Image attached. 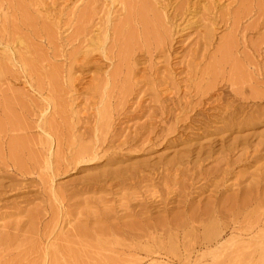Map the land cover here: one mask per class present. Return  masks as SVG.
<instances>
[{
	"label": "rangeland",
	"instance_id": "obj_1",
	"mask_svg": "<svg viewBox=\"0 0 264 264\" xmlns=\"http://www.w3.org/2000/svg\"><path fill=\"white\" fill-rule=\"evenodd\" d=\"M119 1L121 0H116L115 2L113 0H0V142L3 143V146L0 144L1 148L3 147L2 150L1 148L0 150L4 152L3 154H0V264H57L56 261H51L54 257L60 264H82L80 262H83L84 260L87 261L88 264H111L110 261H107L109 259L111 260V258L116 260L115 262L117 264H133L135 261H141L142 264H264V256L261 255V250H259L260 244H257L259 242L261 243L262 239L264 240V238H262V234H264V216L260 219L261 222L259 221L260 223L258 222L257 226L255 224L257 223V216L260 218V215L257 214H261L262 216V213H264V206H260V204L264 205V203H262L264 202V181H262L264 179V176L262 178V172L264 173V169H262L264 168V0H147L150 4H153V7L151 5L152 10L149 9V11H147L148 6H146L145 0H122L124 3L123 5ZM143 3L145 6H143ZM141 8L149 12V15L147 16H150V20L149 18H146L147 12L144 13ZM139 9L142 11L140 13H142V19H144L142 20L143 23L138 19L140 16L138 15V12L140 11ZM154 9L157 11H153ZM134 11L136 12V20L133 19L135 17ZM155 13L158 15L160 14L159 17L163 20V23H161L165 26H162L161 23L154 20ZM129 15H133V21H130L131 16ZM25 16H27V18ZM152 16H154V18ZM145 18L151 23L146 25L149 22H147ZM107 20L110 21L109 27L112 30V35H114V37L112 36V43L114 41L113 44L115 45V47L110 44L108 45L111 46L110 51H112L114 47V52L112 51L113 53L111 52L112 55L110 56H113L112 61L114 66L117 62V67L115 66V68H118L121 72V68L123 69V67L120 68L121 64L124 66V69L120 74L119 71L115 72L114 66L113 68L111 67L112 70L110 69V72L114 74V78L116 76L121 77L120 79L117 77V79L113 81L114 86L111 85L112 87L108 91L109 97L106 99L107 105L109 106L107 107L106 105L108 112L111 113L110 111L112 109V119L110 123L112 128L103 126L102 137L100 136L102 141L100 140V142H98L94 138L96 136V134L94 135V126L96 122L95 110L96 106L100 105V96L94 94V88L90 87L94 86L90 82L93 80V77L98 78V76L95 75L100 72L102 73V70L104 72L107 69L110 61L102 57L100 58V55L95 54L90 62L91 65L88 63L91 68L94 66L93 70L95 72L90 68V71L86 70L83 74L81 71H78V73L76 71L77 68H75L76 70L74 69L75 71L73 73L74 77H82L79 78L80 82L77 80L72 88L69 87L71 83L67 75V73L69 74L67 70L70 65L75 63L78 67L80 66L79 64L82 62L83 56L81 54L82 57L79 56L78 52L82 51L83 47L88 44L87 39L97 33L96 29L98 27L103 28L108 24ZM124 21L127 22L125 23ZM128 21L130 23L134 22V24L131 23V28ZM152 21H154V23H152ZM122 22L124 23V27L121 26L123 25ZM138 22L143 25L144 34H141L142 27ZM135 23H137V25ZM160 24L163 29H157V31L159 30L161 32L160 34H157L155 29L159 28ZM129 28L132 31H130ZM132 28H139L135 31L140 34H137V32L135 33ZM118 29L124 30L126 33L129 31L130 33L132 32L139 36V41H136L139 45L138 46L135 44L137 37L135 38L133 37L134 35H129V39L130 36H132L131 40L132 42L134 41L132 43L131 40H129L131 45L133 47H135V45L137 46V48H133L134 55L130 53L129 55L128 51H125L127 48L124 43H127L128 39H126V37L124 38L126 33L123 31L119 30L120 33L123 32V34L121 33V35H119L123 38L122 40L120 38V42L117 43L118 45L116 44V42H118L117 37H119L117 35ZM165 29L166 31H164ZM119 31L118 34H120ZM129 32L127 34H129ZM163 32H167L169 35L172 34V36H169L166 33L168 36L167 39L166 34ZM209 32L213 37L211 39H208L206 34ZM161 34L162 36H160ZM163 36L168 40L164 41L167 45L166 47H168V45L170 46V44H172L173 47L171 49L172 53L170 51L168 54L170 55L169 58L164 56L165 54L161 53L160 49H156L157 51L155 50V48H158L157 46L160 45L159 42H157L158 40L156 42L155 40L158 37L163 39ZM146 38L150 41H147ZM20 39L25 45L19 43L21 42ZM124 39L125 42L123 41ZM210 40L211 42L209 43ZM154 42L158 44L154 45ZM120 43L122 44L121 47L123 46V50H121L127 52L129 60H126L125 58H127V55L124 58L122 54L123 52L118 49L120 48ZM222 43L225 46H228L230 43L233 48L232 49L228 46V53L224 52L226 55L223 54L224 47L223 49L221 48L223 46ZM226 43L228 45H226ZM126 45H128L127 47H129L130 50L132 49L130 43ZM11 48H14L17 52L21 53L20 55L22 59L28 64V66L26 65L27 72H30L29 70H31L32 74L27 73V75L26 73H23L22 69L14 63L15 61H9L10 54L7 50L11 51ZM137 49L139 50L137 51ZM118 50L121 56L119 55ZM136 52L139 54L135 61V55H137ZM22 54L26 57H23ZM75 56L80 58L77 57V59ZM150 56L151 58L153 57L152 62L149 60L151 59ZM118 57H121V59ZM76 59L78 60V63L75 61ZM116 59L121 61H116ZM165 59L168 60L165 61ZM125 60L126 62L128 61L129 64L131 61V65L125 67L124 64L128 65V62L126 63ZM36 61L41 64H37ZM94 61L97 64L96 68L95 64H93ZM29 62H31V64H29ZM135 63L136 67H133V64ZM156 63L158 65H156ZM35 64L38 69L40 67L43 69H39V72L40 70L42 72L39 73L35 71L37 69ZM33 65L34 71L31 68L29 69V66L33 67ZM101 65L105 70L100 67ZM130 66V73L131 71L133 72L130 75L128 74V71V75H126V68L129 70ZM151 67L152 71L149 69ZM155 68L160 69H157V72ZM211 68H214L212 70L217 71L213 75ZM54 69L57 70L55 71ZM53 71H58L56 73V75H59L56 76L58 82L54 81L55 79L53 77H55V75L53 77L50 75L53 74ZM96 72L97 74H94ZM92 75L94 76L91 77ZM38 77H40V80H44H41L42 82H40ZM169 78H172V80H169ZM66 80H69V83ZM213 80L217 82H214ZM28 81H30L34 88L30 86ZM154 83H158V85H155ZM215 83L217 87L210 91L209 88L212 87V84L215 85ZM46 84H48L51 89L49 87L47 88ZM153 84L157 89H153ZM169 84L172 87L176 86L173 87L171 95L167 94L168 92L165 91L164 88ZM150 85H152L151 89H153V91L156 90V92L154 91L153 93L150 89ZM157 86H159V89ZM205 87H208L209 90H205ZM91 89H93V91ZM207 90L210 91V93H213L212 96ZM234 90L236 92L239 90L238 94L242 93L236 95ZM197 93H199V95ZM203 93L206 95L209 93L207 99L204 95L205 101L202 98L204 97L202 96ZM41 94L51 101H54L56 108H58V110H55V117H53L54 115L51 116L53 118L50 117L54 124L52 130H55V128L57 130V132L56 130L53 131L57 134L56 139L58 142L56 146L53 144V150L50 152L51 154L52 151L56 149L58 151V163L55 162L57 165L54 164L56 167H54L55 178H53V172H50L47 168L46 160L48 154L46 153L44 142V145L41 144L44 135L38 128L41 121L39 115L41 110L45 107V101ZM52 94L56 95V97ZM252 94H254V97H251ZM50 95H52L53 99ZM57 97L61 99H58ZM157 97L162 98H160L159 101V98ZM120 99L123 101L121 102ZM57 100L62 101L60 102L63 103L62 105L65 107L64 109H62V105H59L60 107L58 106L56 103ZM60 102L59 104H61ZM162 102H164L165 105H168L165 106ZM9 103L10 105H8V107L7 104ZM196 103L200 104L196 105ZM160 104L162 105L160 106ZM164 107L165 109H163ZM172 107L174 109L178 108L177 111H174ZM60 108L62 111L64 110L65 114L63 112H58L61 111ZM121 108L123 109L121 110ZM170 108L171 111L173 110L172 112L170 111ZM182 108H185V112H182ZM159 110L165 115L162 114V116ZM48 111L49 113L52 112L51 109ZM226 112L227 114L229 113L227 115L228 118H226ZM234 112L235 114H233ZM57 113H62V115ZM230 114L232 117L237 114V117H235L237 120H235V118L231 119ZM61 116L64 117V119L66 117V120L63 119V122H61ZM49 121L51 120L49 119ZM59 122H61L60 124L63 127H61L62 130ZM237 123L238 126L236 125ZM227 125L230 126L228 127ZM57 126L59 127L60 132L58 131ZM174 126L176 130L179 129L180 131H176L173 128ZM11 127H13L14 131H19L17 133L20 136H17L16 132L12 131L13 133H11ZM5 128H7V130ZM14 128L18 130H15ZM160 128L164 131L173 128L174 134L169 137L172 134V129H170L171 132L170 130L168 132L166 131L167 133H171L169 135L166 132L165 134L163 130L160 131ZM4 129L8 132H5ZM21 129H24V131ZM156 129H159L160 132ZM152 131H154V133L151 134L150 132ZM162 133H164L165 136H162ZM104 134L108 135L105 139ZM158 134L160 135L159 137ZM161 136L163 138H161ZM166 136L169 137H167L169 140ZM93 138L95 141L92 140ZM164 138H166V140ZM260 141L263 143L259 144L261 143ZM16 142H18V144ZM242 143L245 144L244 147ZM82 144L95 146L97 149L99 148V151L96 149L98 151L96 153H98L100 160L86 163V159L78 158L76 154ZM17 145L23 148V150H18L19 147ZM229 146L232 147V149H230ZM16 147L18 148L14 151ZM241 147L244 149H241ZM229 149L231 150L230 152H228ZM201 151H204V155L201 154ZM220 152L223 155L219 154ZM198 153L201 154V156L197 157L198 161H195L197 160L195 157L199 155ZM225 154L226 156H224ZM189 156L191 157L190 159H188ZM222 156H224V158ZM217 157L219 158L217 159ZM181 158L183 159L184 164L178 162L175 165V161H180ZM200 158L204 161L207 158V161L204 162ZM184 159L187 160L184 162ZM220 159H222V161H220L221 163H219ZM114 161L119 163L115 164L116 162ZM227 162L230 168L228 165L225 167ZM164 163L167 164L164 165ZM195 163H198V166H196ZM199 163H201L202 166ZM145 165L146 167L148 166L147 170ZM158 165L160 167H155ZM166 166H169V169L171 167L174 168L176 172H182V170H184L183 168L189 172L184 170L182 172L184 174L175 173L173 172L174 170L170 169L169 171ZM180 166L182 167V170L180 169ZM115 167L116 170L122 168L124 170L122 172L124 173L120 175L121 169H119L120 171L118 173L115 170ZM127 167H130V170L135 167L136 169H133L128 173L129 169ZM163 167L164 169H162ZM165 167L167 171L165 170ZM186 167H188V169ZM109 168L110 171H108ZM149 168L154 169L153 173H151L152 169L149 170ZM189 168L191 169L189 170ZM221 168L223 170H221ZM219 169L220 171H218ZM106 170L110 173L109 176ZM113 170L118 173L116 176L122 177H115V171L113 172ZM135 170H138L139 173ZM168 171L169 174L172 173V175H166ZM215 171L220 176H217L218 174L215 173ZM164 172L166 173L163 175ZM186 172L191 176V180L189 179V175V177L186 176ZM125 173L127 176H125ZM143 173L146 174V176H144ZM173 173H175L174 176L177 180L174 178ZM191 173L193 175H191ZM105 174H107V176ZM161 174L170 177V179L166 176L163 179ZM92 175L95 176L93 181H91L94 178ZM130 175L133 176L131 177V182L141 175V178L138 177L136 179L139 184L136 181L131 183L129 180ZM123 176L126 178L125 180H122V182L121 179H123ZM178 176L179 178L180 176L182 178L179 179ZM91 177L93 178L90 180ZM115 178H119V180H117L118 182H116ZM165 178L168 180L165 181ZM206 178H210L211 181ZM127 179L129 182H125ZM174 179L177 183H174ZM140 180L145 181L141 182ZM111 182H113V184ZM119 182H122L125 185H122V183ZM253 182H256V187L260 185L259 188H255L254 184V186L252 185V188L255 189V191H252L251 185H249L250 188L247 189V184H252ZM244 186L246 188H244ZM175 189H178L177 194ZM242 189L245 190L244 192H250L249 190L251 189V192H254L252 193L254 199L250 198L251 192L243 193ZM236 192L240 194L236 195ZM255 192L259 193V195H255ZM242 194H249V196L247 195L249 198L246 195L245 196L252 201L251 204L254 203L251 206L250 203L248 204L249 206L244 205L246 198ZM254 195L256 197H254ZM228 196H232L231 198L237 197L239 199H235V203L237 202V208H235L236 205L233 202L234 199L231 201L230 198H227ZM240 196L245 198H242L244 201L241 200ZM224 197L231 201V203L233 202L232 204L229 201L230 204L227 202L231 207H229V205H223ZM221 198L223 199L221 200L223 203L220 201ZM255 198H257V201H255ZM215 199L217 202L214 203ZM209 201L214 203L215 208H212ZM259 201H261V203ZM181 202L183 203V206ZM220 202L224 208L229 207L227 210L226 208L223 209L228 213L230 212V214H227V212H223L224 210L222 211V209H220L222 208ZM199 204L200 206L197 208ZM206 204V209L212 208V210L214 209L220 212L222 216L225 214L224 217L221 216V218L218 219L220 227L225 231V233H223L224 237L220 240V244L211 247V249L204 247V240L201 241V236L203 238L202 233L205 229L200 225L206 226L209 223L210 218L208 215L211 213L209 212L210 209H207L208 211L203 209ZM208 204L211 207H208ZM240 204H242V207L239 206ZM217 205L219 207H217ZM232 205H235V211L232 209ZM243 205L245 208H243ZM143 207H146L144 212L147 214L141 213L142 215H139L137 211L142 212L141 210ZM189 207L192 209L189 210ZM133 208L137 211H134ZM164 208H169L166 212H171V215L174 214L173 216L176 217L177 220L174 219L173 216V219L168 218L171 217V215L170 213L167 215L168 213L166 214V212L163 211L165 210ZM256 208L259 210L257 213L254 212ZM131 209L133 211H130ZM194 209H197L196 212ZM240 209H243L242 215L240 214ZM244 209L246 211H244ZM191 210H194L195 213L199 210L200 213L193 215L194 212ZM237 210L239 211L235 213ZM177 211L178 214H176ZM179 211L184 212L181 213ZM133 212H135V215ZM164 212L166 214L165 216ZM201 212L202 215L200 216L199 214H201ZM106 213L109 214V218L111 215L110 219L107 218ZM205 213L207 214L205 215ZM251 213H256L257 216L254 214L251 216ZM103 214L105 216H103ZM126 214L132 216L126 217ZM185 214H189L193 217L192 220L190 219V216ZM237 214L241 216H237ZM120 215L121 218L124 217L121 219L118 217ZM149 215L151 216L148 217ZM184 215L186 216L185 219L188 218V222L185 219V221L183 220L185 217ZM244 215L250 216L247 217L248 221H245L246 217ZM112 216L116 217L114 220L118 222V226H116L117 223H115ZM144 216L148 217L149 224H146L147 218H144ZM194 216H197V218ZM204 216L207 219L203 218L206 222L202 219ZM161 217L164 218V220ZM118 218L121 220L120 223ZM102 219L107 223L104 224ZM108 219L110 221H107ZM132 219L135 222L136 219L137 221L139 220V222L141 221L140 228L137 227L138 222L137 224L133 222V224L137 226L132 227V224L130 223L131 225L128 224L129 227L126 226L127 224L124 227L128 228V230L125 229L127 232L124 229H121L125 223L123 220H126V223H128V221ZM141 219H145L146 222ZM180 219H182L183 222ZM150 220L151 224L159 222L157 225H161V227H167V225L170 226L175 224V222L189 223L184 226V231L180 226L181 223L180 225H177V223V226L173 225L168 227L173 229L171 232L174 231V234L177 233L178 236L180 235L177 237L179 240L173 238L176 243L179 244V253L177 256L170 255L169 258L164 253L167 251L170 243L172 244L173 242L172 237L170 236H177L174 234L172 235V233H170V235H165L161 233L160 229L158 232L161 235L157 232H155V234L157 233L158 235L153 233L152 237L161 236V240H159V237L158 239L155 237V239L160 242H157L154 239L159 246L154 240H152L153 238H144L143 241L138 239L140 242L136 239H132L135 238L131 237L134 234H137L138 232H140L139 234L143 233V229H146L147 225H150ZM165 220L167 223H163L166 222ZM235 220L238 221L236 223L237 225L233 223ZM170 221H173V223L171 224ZM242 221L245 223H242ZM110 222L114 224V227L111 225L109 228ZM162 223L164 225H162ZM142 224L144 225V228ZM188 225L189 227L193 226V228L195 226L196 230L191 228L192 230H195L191 231ZM226 225H229V228ZM153 226H155V224L151 225V227ZM176 227L181 228L182 230L180 229L179 231V229H177L179 231L177 232ZM226 227L227 229H224ZM155 229H158V227ZM116 231L118 233H116ZM122 232L124 234H121ZM130 232H133V234ZM182 232H188V235H186L187 233L184 234ZM72 233H74V235L73 237H70L72 236ZM91 234L92 236L95 235L93 236L94 238L91 237ZM106 234H108V236ZM112 234L113 236L117 235L118 237H113ZM183 234L186 236V242L183 238L185 237ZM122 235H126V237L132 239V242H135L136 246L134 243V245L132 244L133 247H130L129 243L131 241H124L128 238L124 237L125 239H123ZM102 236L104 237L102 239L103 242L100 241V237ZM119 236H122V241L121 239L119 240ZM195 236H198V239H195ZM68 237H70L69 239L73 242L69 241L71 245L70 243L69 245L67 244L69 240L67 239ZM81 238L85 241L79 240ZM96 238H100V243ZM76 239L79 240L80 244H84L83 247L86 251L82 252L83 247L82 245L79 246ZM94 239L99 245L102 244L101 246L104 247L103 250H101L102 248L99 245L100 248H97ZM188 239L191 242L188 244L189 246L191 245L190 248L193 249L194 246L193 250L190 249L189 246L186 248L187 245L186 247L184 246L189 241ZM197 240H199V242ZM109 241L114 244L116 243V247ZM123 241L126 242L129 247L125 245V243L123 244ZM145 241L149 244L148 247ZM233 242L236 244L232 245V247L235 245H238L237 247H239L240 245L241 248H243L238 254L235 252L231 253L236 247L235 246L233 249L230 247ZM200 243H202V247L199 246ZM224 243L226 244L222 250L224 252L223 255H213L212 251H214L216 247L220 249H217L218 253L222 252L220 246ZM247 244L249 245L247 246ZM67 245L69 247L72 246V251H70V248ZM137 245L141 247L146 246L144 247L145 249L151 246V249L157 250L158 252L148 256L147 252L142 253L144 252L142 251L144 250L143 247L142 249H140L141 247H138L137 250ZM242 245H246V247H243ZM125 246L128 248L126 249ZM155 247H159L160 249H156ZM164 247L166 250H163ZM184 247L187 250H184ZM130 248H134L137 253ZM189 249L191 250L190 253H188ZM75 250H77V252ZM67 251L69 252L67 253ZM73 252L77 255L79 254L78 257H75ZM117 252L119 254L121 253V255H117ZM227 253H229L228 256ZM45 254L48 255L45 256ZM82 255L83 258L86 257L84 260L82 259ZM214 256L219 257L214 259ZM105 258L107 259L106 261ZM119 258H123L125 261L128 259V262L124 263V261L120 260L122 261L120 263V261H118Z\"/></svg>",
	"mask_w": 264,
	"mask_h": 264
},
{
	"label": "bare ground",
	"instance_id": "obj_2",
	"mask_svg": "<svg viewBox=\"0 0 264 264\" xmlns=\"http://www.w3.org/2000/svg\"><path fill=\"white\" fill-rule=\"evenodd\" d=\"M113 1L115 2L116 0H113ZM145 1H146V2H145L146 6H148L147 11H149V9L152 10L153 4H150L149 1H147V0H145ZM18 2H19V1H18ZM119 2H121L122 5L124 4V3L122 2V0L119 1ZM127 2H128V1H127ZM142 2H143V1H142ZM151 3H153V2H151ZM113 4H114V3H113ZM117 4H118V3H117ZM143 4H144V3H143ZM145 4H144L143 6H145ZM114 5H115V4H114ZM118 5H119V4H118ZM129 5H130V4H129ZM151 5H152V7H151ZM126 6H127V5H126ZM155 7H156V6H155ZM118 9H119V8H118ZM141 9H142V8H141ZM141 9H139L140 11L138 10V11H139V12H138V15L141 16V20H140V16H139V18H138L140 22H142V20H144V19H142V18H143V17H142V13H140V12H142ZM142 10H143V9H142ZM151 10H150V13H151ZM155 10H156V9H154L153 11H155ZM143 11H144V13L147 12V11H145V10H143ZM156 11H157V10H156ZM134 12H135V11H134ZM134 12H133V13H134ZM130 13H131V12H130ZM139 13H140V14H139ZM148 13H149V12L146 13V16L149 15ZM108 14H109V13H108ZM110 15H111V14H110ZM110 15H109V16H110ZM134 15H135V17H134L133 19L136 20V12H135ZM159 15H160V14H159ZM159 15H158L157 13H155V18H156V19L154 18V16H152V17L154 18L155 21L157 20L158 23H161L163 20H162V18L159 17ZM109 16H108V17H109ZM129 16H131V15H129ZM129 16H128V17H129ZM132 16H133V15H132ZM132 16H131V19L128 18V19H130V21H133V20H132ZM143 16H144V14H143ZM162 16H163V15H162ZM25 17L27 18V16H25ZM110 17H111V16H110ZM163 17H164V16H163ZM146 18H149V20H150V16H149V17L147 16ZM146 18H145V19H146ZM149 20L147 21V19H146L147 22H149ZM107 22H108V24H107L106 26H104L103 28H102V27H98V28L96 29L97 33H96L95 35H93L92 37H90L89 39H87L88 44L85 45V46L83 47L82 51L78 52L79 56H81V55L83 56V57L81 56V57L83 58L82 62H81V61H80L81 63L79 62V63H80V64H79L80 66L78 67V66L76 65V63H75V64H73V65H70V67H69L68 70H67V72H69V74L67 73V75H68V78H69L70 83H71V85H69V87L72 88V86L74 87V84L77 82V80H78V82H80V81H79V78L82 77V76H81V77H79V76H75V77H74V74H73V73H74V71L76 70L75 68H77V70H76L77 72H78V71H79V72L81 71V72L84 74V72H85L86 70H89V69L91 68V66H90V65H91L90 62H91V60L93 59V57H94L95 54L100 55V58L102 57V58H104V59L110 61V62L108 61L110 64L107 66V69H106V70L102 67V65L100 66V67L103 68L105 71L103 72V70H102V73H101V72L98 73L99 75L97 74V72L94 73V74H97V75H95V76H98V78H97V77L94 78V77H93L94 75H92L91 77H93V78H92L93 80L90 82V83H92L93 86H94V87L90 86L91 88H94V91H93V89H91V90L94 92V94H98V95L100 96V102H99L100 105H97V106H96V110H95V111H96V112H95L96 122L94 121V122H95V126H94V135L96 134V136H95L94 138H95L98 142H100V140H101V139H100V136L102 137V132H103L102 129H103V126H106V127H108V128L111 127V124H110V123H111V119H112V117H111V116H112V115H111V113H112V109L110 108V109H111V111H110L111 113H109L108 110H107V109H108L107 107H109V106L107 105V100H106V99L109 97L108 91H109L110 88L112 87L111 85L114 86V84H113L114 82H113V81H114L115 79H117V77H118L119 79H120V77H121V76H120V77H119V76H116V77L114 78V74L110 72L111 67L113 68V66H114V63H113V61H112V60H113V56L111 57L110 55H112V53L114 52V47H115V45L113 44L114 41H113V43H112V36L114 37V35H112V32H111L112 30H111L110 27H109V26H110V25H109L110 21L107 20ZM124 22H125V21H124ZM126 22H127V21H126ZM126 22H125V23H126ZM135 22H136V21H135ZM140 22H138V24H139ZM122 23H123V22H122ZM128 23H130V22L128 21ZM131 23L134 24V22H131ZM131 23H130V25H129L130 28H131ZM142 23H143V22H142ZM150 23H151V22L147 23L146 25H148V24H150ZM152 23H154V21H152ZM162 23H163V22H162ZM162 23H161V24H162ZM135 24L137 25V23H135ZM144 24H145V23H144ZM161 24H160V27L158 26L159 28H156V29L154 28L155 31H157V29L161 30V29H160V28H162V27H161ZM126 25H127V24H126ZM139 25H141V23H140ZM102 26H103V25H102ZM121 26L124 27V23H123V25H121ZM127 26H128V25H127ZM127 26H126V27H127ZM162 26H165V25L162 24ZM123 27H122V29H123ZM137 27H138V26H137ZM141 27H142V30H141L142 33H141V34H144V33H143V25H141ZM127 28H128V27H127ZM130 28H129V30H130ZM144 28H145V27H144ZM146 28H147V27H146ZM165 28H166V27H165ZM175 28H176V27H175ZM125 29H126V28H125ZM132 29H134L133 31H135V30H138L139 28H138V29H137V28H132ZM154 29H153V30H154ZM162 29H163V28H162ZM113 30H114V27H113ZM119 30H120V29H118V31H119ZM144 30H145V29H144ZM153 30H152V32H153ZM159 30H158V31H159ZM118 31H117V35H118V36L121 35V33L123 34V32H124V30H120V31H123V32L120 33V31H119L120 34H118ZM126 31H128V30H126ZM130 31H132V30H130ZM148 31H149V30H148ZM158 31H157V34H160L161 32L159 31V33H158ZM162 31H163V30H162ZM164 31H166V29H165ZM114 32H116V31H114ZM128 32H129V31H128ZM128 32H127V33H128ZM136 32H137V31H135V33H136ZM144 32H145V31H144ZM167 32H168V31H167ZM167 32H163V33L166 34ZM207 32H208V31H207ZM124 33H126V32H124ZM127 33L125 34L126 36L124 35V38L126 37V39H128V42H127V43H124L125 46H126V48H127V49H125V51H128V54L130 53V54L134 55V54H133V53H134V49H133V48H135V47L137 48V46L135 45V47H133V46L131 45V42H132L131 38H132L133 35H134L133 37H135V38L137 37L136 40H135V38H134L135 42H136V41L138 42L140 38H139V36L135 35V33H132V32H131V33L129 32V34H127ZM138 33H139V32H137V34H138ZM146 33H147V32H146ZM149 33H150V31H149ZM149 33H148V35L150 36ZM154 33H155V32H154ZM154 33H152V34H154ZM130 34H131L132 36H130V39H129V35H130ZM139 34H140V33H139ZM165 34H164V35H165ZM167 34H168V33H167ZM167 34H166V36H167ZM206 34H207L208 39L213 38V37H212V34H211L210 32H209V33H206ZM145 35H147V34H145ZM154 35H155V34H154ZM154 35H153V37L155 38ZM168 35H169V34H168ZM127 36H128V37H127ZM157 36H159V35H157ZM160 36H162V34H161ZM166 36H165V37H166ZM169 36H172V34L169 35ZM205 36H206V35H205ZM118 38H119V39H118ZM120 38H121L120 36L117 37L118 42H116V41H117V40H116V41H115L116 44L120 42ZM122 38H123V37H122ZM122 38H121V40H122ZM156 38H157V37H156ZM137 39H138V40H137ZM167 39H168V36H167ZM129 40H131V42H130ZM146 40L148 41L149 39L146 38ZM157 40H158V41H157ZM165 40H166V39L164 38V36H163V39L160 38V37H158V38L155 40V42H156V41L159 42V44H160L161 46L158 45V46H157L158 48H155V50H156V49H157V50L160 49V52L163 53V54H165L164 56H167V58H169L170 55H168V54H169V52L171 51V49H172L173 47H172V44H170V46L168 45V47H166L167 45H166L165 42H164ZM20 41H21V42H19V43H23L21 39H20ZM110 41H111V43H110ZM123 41L125 42V39H124ZM147 41H146V42H147ZM149 41H150V40H149ZM166 41H168V40H166ZM170 41H171V40H170ZM205 41H206V38H205ZM133 42H134V41H133ZM133 42H132V43H133ZM137 42H136L135 44L138 45ZM155 42H154V45L158 44V43H155ZM210 42H211V40L209 41V43H210ZM128 43H130V45L132 46V49H131V50H132V53H131V50L129 49V47H127L128 45H126V44H128ZM150 43H151V42H150ZM169 43H170V42H169ZM227 43H228V42H227ZM227 43H226V45H228ZM23 44L25 45V43H23ZM109 44H110L111 46H114V47H113V50L111 49L113 52L110 51L111 46H108ZM112 44H113V45H112ZM139 44H140V43H139ZM206 44H207V41H206ZM20 45H21V44H20ZM24 45H23V46H24ZM117 45H118V44H117ZM119 45H120V48H118V49H120V50L122 49V50H123V48H122L123 46L121 47L122 44L120 43ZM130 45H129V46H130ZM222 45H223V43H222ZM131 46H130V47H131ZM138 46H139V45H138ZM141 46H142V45H141ZM150 46H151V45H150ZM150 46H149V49H150ZM159 46H160V48H159ZM228 46H230V48H232L231 45H230V43H229ZM228 46L223 45V46L221 47L222 49H223V47H224V49H223V50H224V51H223V54H224V55H226L225 53H228V52H227V49L229 48ZM24 47H25V46H24ZM28 47H29V46H28ZM28 47H27V49H28ZM108 47H109V48H108ZM155 47H156V46H155ZM9 48H10V46H9ZM140 48H141V47H140ZM25 49H26V48H25ZM116 49H117V48H116ZM149 49H148V50H149ZM232 49H233V48H232ZM232 49H231V50H232ZM122 50H121V51H122ZM138 50H139V49H137V51H138ZM148 50H147V51H148ZM157 50H156V51H157ZM7 51H9V54H10V58H9L10 60H9V61H11V60H12L13 62L15 61L14 63H16V65L19 66V67L22 69V72H23V73H26V74H27V73H31V72H32L31 70H29L30 72H27L28 70L26 69V68H27L26 65L28 66V64H26V61H24V60L22 59V57H21V55H20L21 53L17 52L14 48H11V51H10V50H7ZM26 51H28V50H26ZM115 51H116V50H115ZM125 51H124V52H125ZM203 51H204V50H203ZM111 52H112V53H111ZM116 52H117V51H116ZM122 52H123V51H122ZM124 52L122 53V54H123V57L125 58V56L127 55V58H125V59H126V60H129V56H128L127 52H125V55H124ZM221 52H222V50H221ZM221 52H220V53H221ZM224 52H225V53H224ZM110 53H111V54H110ZM118 53H119V50H118ZM140 53H141V52H140ZM171 53H172V51H171ZM218 53H219V52H218ZM78 54H77V55H78ZM80 54H81V55H80ZM130 54H129V55H130ZM136 54H137V52H136ZM138 54H139V53H138ZM138 54L135 55V58L138 56ZM159 54H160V53H159ZM32 55H33V53H32ZM119 55L121 56L120 53H119ZM171 55H172V54H171ZM221 55H222V53H221ZM224 55H223V56H224ZM13 56L15 57V59H14ZM22 56H23V54H22ZM117 56H118V54H117ZM161 56H162V55H161ZM227 56H228V54H227ZM6 57H7V55H6ZM23 57H26V56L24 55ZM77 57H78V56H77ZM77 57L75 56V58H77ZM133 57H134V56H133ZM147 57H148V56H147ZM224 57H225V56H224ZM32 58H33V57H32ZM32 58H31V60H32ZM36 58H37V57H36ZM36 58H35V59H36ZM78 58H80V57H78ZM78 58H77V59H78ZM118 58L121 59V57H118ZM124 58H123V59H124ZM131 58H132V56H131ZM131 58H130V60H131ZM137 58H138V57H137ZM137 58L135 59V61L137 60ZM150 58H151V56H150ZM152 58H153V57H152ZM152 58L149 59V60H151V62H152ZM163 58H164V57H163ZM226 58H228V57H226ZM7 59H8V58H7ZM38 59H39V58H38ZM77 59H76L75 61L78 63V60H77ZM123 59H122V60H123ZM215 59H216V58H215ZM221 59H222V58H221ZM94 60H95V59H94ZM117 60H119V59H116V61H117ZM126 60H125V62H126ZM160 60H161V59H160ZM166 60H168V59H165V61H166ZM33 61H34V59H33ZM83 61H84V62H83ZM119 61H121V60H119ZM119 61H118V64H119ZM219 61H220V60H219ZM38 62H41V61H38ZM73 62H74V60H73ZM123 62H124V61H123ZM127 62H128V61H127ZM127 62H126V63H127ZM133 62H134V61H133ZM151 62H150V64L152 65ZM167 62H169V61H167ZM36 63H37V61H36ZM42 63H43V62H42ZM88 63H89L90 65H89ZM98 63H99V62H98ZM116 63H117V62H116ZM116 63H115V66H116ZM120 63H122V62H120ZM131 63H132V62L130 61V64H129V62H128V65H127V64H124V65H125V67H128L129 65H131ZM136 63H138V62H136ZM136 63L133 64V67H136ZM157 63H158V62H157ZM157 63H156V65H158ZM220 63H224V62H220ZM29 64H31V62H29ZM37 64H41V63H37ZM93 64H95V68H96V65H97V64H96L95 61H94ZM93 64H92V65H93ZM159 64H160V63H159ZM16 65H15V66H16ZM74 65H76L77 67H76V66L73 67ZM126 65H127V66H126ZM134 65H135V66H134ZM35 66H36V64H35ZM71 66H72V67H71ZM115 66H114V68H115ZM36 67H37V66H36ZM36 67H35V69H36ZM39 67H40V65H39ZM93 67H94V66H93ZM93 67L91 68L92 70H93ZM100 67H99V68H100ZM116 67H117V66H116ZM121 67H123V69H124V66L120 64V68H121ZM221 67H222V66H221ZM30 68L33 70V69H34V65H33V67H30V66H29V69H30ZM97 68H98V66H97ZM101 68H100V69H101ZM105 68H106V67H105ZM215 68H216V67H215ZM39 69H41V67H40ZM39 69H38V67H37V69H36L35 71L39 72ZM74 69H75V70H74ZM116 69H117V70H116ZM123 69L121 68V72L123 71ZM127 69H128V68H126V71H127V72H126V75H128V74L131 75V73L133 72V71H131V73H130L131 66L129 67V70H127ZM149 69L151 70L152 67L149 68ZM155 69H156V68H155ZM157 69H158V68H157ZM157 69H156V71H157ZM159 69H160V68H159ZM159 69H158V70H159ZM212 69H214V68H211L212 75H213V74L216 73L217 71H214V70H212ZM3 70H4V69H3ZM41 70H43V69H41ZM41 70H40V72H42ZM54 70L56 71L57 69H54ZM92 70H91V71H92ZM95 70H96V69H95ZM111 70H112V69H111ZM113 70H114V69H113ZM132 70H133V69H132ZM196 70H197V69H196ZM205 70H206V69H205ZM216 70H217V69H216ZM5 71H6V70H5ZM33 71H34V70H33ZM89 71H90V70H89ZM93 71H94V70H93ZM99 71H100V70H99ZM116 71H119V74L121 73L120 70H118V68H115V72H116ZM128 71H129V73H128ZM151 71H152V70H151ZM169 71H170V70H169ZM211 71H209V72H211ZM222 71H223V70H222ZM40 72H39V73H40ZM48 72L51 73L50 71H48ZM57 72H58V71H57ZM57 72H54V71H53V74H50V75H52V77H53L54 75H55V77H56V76H59V75H56ZM79 72H78V73H79ZM94 72H95V71H94ZM112 72H114V71H112ZM157 72H158V71H157ZM209 72H208V73H209ZM223 72H224V71H223ZM236 72H237V71H236ZM240 72H241V71H240ZM2 73H3V72H2ZM44 73H45V72H44ZM44 73H43V74H44ZM46 73H47V71H46ZM86 73H87V72H86ZM86 73H85V75H86ZM89 73H90V72H89ZM92 73H93V72H92ZM127 73H128V74H127ZM195 73H196V72H195ZM205 73H206V71H205ZM221 73H222V72H221ZM31 74H32V73H31ZM41 74H42V73H41ZM168 74H169V73H168ZM27 75H28V74H27ZM38 75H39V74H38ZM44 75H45V74H44ZM76 75H77V74H76ZM87 75H88V74H87ZM89 75H90V74H89ZM169 75H170V74H169ZM208 75H209V74H208ZM215 75H216V74H215ZM170 76H171V75H170ZM47 77H48V73H47ZM55 77H53V78L55 79L54 81H55V82H58V80H56L57 77H56V78H55ZM77 77H78V78H77ZM224 77H225V76H224ZM38 78H39V80H40V77H38ZM43 78H46V77H43ZM84 78H85V77H84ZM237 78H238V77H237ZM244 78H245V77H244ZM244 78H242V79H244ZM144 79H145V78H144ZM213 79H214V78H213ZM218 79H219V78H218ZM238 79H239V78H238ZM29 80H30V79H29ZM41 80H42V79H41ZM41 80H40V82H42L44 79H43L42 81H41ZM48 80H49V79H48ZM48 80H47V81H48ZM69 80H68V81L66 80V81L69 83ZM80 80H81V79H80ZM138 80H139V79H138ZM161 80H162V79H161ZM169 80H172V78H169ZM173 80H174V79H173ZM202 80H204V79H202ZM216 80H217V79H216ZM244 80H245V79H244ZM47 81H44V82H47ZM200 81H201V80H200ZM213 81H214V80H213ZM213 81H212V82H213ZM217 81H218V80H217ZM217 81H214V82H217ZM223 81H224V80H223ZM232 81H233V80H232ZM232 81H231V82H232ZM236 81H238V80H236ZM239 81H241V80H239ZM37 82H38V81H37ZM40 82H38V83H40ZM55 82H54V84H55ZM59 82H60V81H59ZM130 82H131V81H130ZM162 82H166V81H162ZM28 83L30 84V86H31L32 88H34V86L30 83V81H28ZM38 83H37V84H38ZM49 83H51V82H49ZM68 83H67V84H68ZM168 83H169V82H168ZM235 83H237V82H235ZM59 84H60V83H59ZM59 84H58V85H59ZM80 84H81V83H80ZM129 84H130V83H129ZM145 84H146V83H145ZM154 84H155V83H154ZM154 84H153V86L150 85V89H151L152 87H153V89H154V88H155V85H158V83L155 84V85H154ZM162 84H163V83H162ZM164 84H166V83H164ZM172 84H174V83H172ZM201 84H202V83H201ZM209 84H210V83H209ZM229 84H230V83H229ZM232 84H233V82H232ZM43 85H44V84H43ZM46 85H47V88H48L49 85H48V84H46ZM56 85H57V84H56ZM148 85H149V84H148ZM219 85H220V84H219ZM219 85H218V86H219ZM230 85H231V84H230ZM230 85H229V86H230ZM235 85H237V84H235ZM54 86H55V85H54ZM151 86H152V87H151ZM206 86H207V85H206ZM208 86H209V85H208ZM211 86H212V87H211ZM211 86H209V87H211V88H209L210 91H212L211 89H214V88L217 87L216 83H215V85L212 84ZM237 86H240V85H237ZM40 87H41V84H40ZM55 87H56V86H55ZM147 87H148V86H147ZM157 87H158V89H159V86H157ZM173 87H176V86H173ZM173 87H172L170 84L167 85L166 87H164V88H165V91L168 92V93H167V92H165V93L171 95V94H172ZM197 87H198V86H197ZM226 87H228V86H226ZM49 88H50V87H49ZM52 88H54V87H52ZM56 88H57V87H56ZM114 88H115V87H114ZM148 88H149V87H148ZM43 89H44V88H43ZM50 89H51V88H50ZM112 89H113V88H112ZM112 89H111V90H112ZM150 89H148V90H150ZM153 89H151V90L153 91ZM155 89H157V88H155ZM199 89H200V88H199ZM206 89H208V87H205V90H206ZM209 89H208V90H209ZM45 90H46V87H45ZM48 90H49V89H48ZM160 90H161V88H160ZM205 90H203V91H205ZM208 90H207V91H208ZM232 90H233V89H232ZM239 90H241V89H239ZM239 90H238L237 92L234 90L235 93H236V95H239V94L242 93V92L240 91L241 93L238 94ZM242 90H243V89H242ZM246 90H247V89H246ZM42 91H43V90H42ZM50 91H51V90H50ZM50 91H49V92H50ZM154 91L156 92V90H154ZM154 91H153V93H154ZM163 91H164V90H163ZM203 91H202V92H203ZM210 91H208V92L210 93ZM214 91H215V90H214ZM37 92H38V90H37ZM111 92H112V91H111ZM159 92H161V91H159ZM197 92H198V91H197ZM52 93H53V91H52ZM57 93H58V92H57ZM57 93H56V94H57ZM109 93H110V92H109ZM138 93H139V92H138ZM161 93H162V92H161ZM165 93H163V94H165ZM204 93H206V92H204ZM204 93H203V95H202V94H200V95H202V96L205 95V96H206V99H207V98H208L207 96H209V95H208L209 93H208L207 95L204 94ZM54 94H55V93H54ZM54 94H52V95H54ZM125 94H126V93H125ZM197 94L199 95V93H197ZM210 94H211V96H212L213 93H210ZM52 95H50L51 98H52ZM161 95H162V94H161ZM41 96L43 97V100L45 101V107L41 110V113H40V115H39V119L41 118V121H40V123H39V125H38V128L41 130L42 134L44 135V136L42 137L43 140H41V144H42V145L45 144V147H46V153L48 154V155H47V160H46L47 168L50 170V172H51V171L53 172V178H55V174H54V167H55V166H54V164L57 165V163H58V162H57V153H58V151H57V149H56V150L52 151L51 154H50V152H51V150H53V149H52L53 144L56 146L58 142H57V139H56V135H57V134L54 133V131L56 130V128H55V130L53 129L54 131L52 130V127L54 126V124H53V120H52L51 118L55 117L54 113H55V110H56V109L58 110V108H56V104H55L54 101H51V100L48 99L46 96L44 97V95H42V94H41ZM57 96H59V95H57ZM110 96H111V95H110ZM125 96H126V95H125ZM156 96H157V94H156ZM163 96H164V95H163ZM205 96L202 97V98L204 99ZM54 97H56V95H54ZM129 97H130V96H129ZM194 97H195V96H194ZM245 97H246V96H245ZM251 97H254V94H252ZM257 97H258V96H257ZM257 97H255V98H257ZM57 98H58V99H61V98H59V97H57ZM111 98H112V97H111ZM126 98H127V97H126ZM157 98H159L158 100L160 101V98H162V97H157ZM246 98H247V97H246ZM246 98H245V99H246ZM255 98H254V100H255ZM52 99H53V98H52ZM238 99H239V98H238ZM251 99H253V98H251ZM120 100H121V99H120ZM169 100H170V99H169ZM174 100H175V99H174ZM200 100H202V99H200ZM60 101H61V100H59V101L57 100V102H56V103L58 104V106H59V105L61 106V105L63 104V103H61L62 101H61V102H60ZM109 101H110V100H109ZM118 101H119V100H118ZM122 101H123V100H121V102H122ZM159 101H158V102H159ZM204 101H205V99H204ZM59 102H60L61 104H59ZM201 102H202V101H201ZM5 103H6V102H5ZM64 103H65V102H64ZM162 103H164V102H162ZM108 104H110V103H108ZM197 104L199 105L200 103H196V105H197ZM201 104H202V103H201ZM8 105H10V103L7 104V106H8ZM106 105H107V107H106ZM110 105H111V104H110ZM161 105H162V104H160V106H161ZM164 105H165V103H164ZM166 105H168V104H166ZM166 105H165V106H166ZM58 106H57V107H58ZM60 106H59V107H60ZM62 106H63V105H62ZM170 106H171V105H170ZM172 106H173V105H172ZM176 106H177V105H176ZM8 107H9V106H8ZM110 107H111V106H110ZM116 107H117V106H116ZM162 107H163V106H162ZM177 107H178V106H177ZM179 107H180V106H179ZM64 108H65V107L63 106L62 109H64ZM172 108H173V107H172ZM49 109H51L52 112L49 113V111H48ZM122 109H123V108H121V110H122ZM160 109H161V108H160ZM163 109H165V107H164ZM163 109H162V110H163ZM166 109H167V108H166ZM168 109H169V106H168ZM177 109H178V108H177ZM177 109H174V108H173L174 111H175V110L177 111ZM182 109H183V108H182ZM182 109H180V110H182ZM184 109H185V108H184ZM184 109L182 110V112L184 111ZM60 110H61V108H60ZM173 110H172V111H173ZM159 111H160V110H159ZM163 111H165V110H163ZM168 111H169V110H168ZM170 111H171V108H170ZM172 111H171V112H172ZM47 112H48V114H47ZM56 112H57V111H56ZM58 112H63V113H64V110H63V111L61 110V111H58ZM65 112H66V111H65ZM160 112H161V115L164 114L162 111H160ZM165 112H167V111H165ZM184 112H185V111H184ZM57 114L62 115V113H57ZM64 114H65V113H64ZM64 114H63V115H64ZM167 114H169V113H167ZM167 114H166V115H167ZM228 114H229V113H228ZM228 114H227V112H226V118H228V117H227ZM233 114H235V112H234ZM53 115H54V116H53ZM60 115H58V116H60ZM109 115H110V116H109ZM164 115H165V114H164ZM230 115H231V114H230ZM238 115H239V113H238ZM3 116H4V114H3ZM51 116H53V117H51ZM162 116H163V115H162ZM50 117H51V118H50ZM61 117H62V116H61ZM235 117H237V114L234 115V117H232V115H231V119H232V118H235ZM59 118H60V117H59ZM166 118H167V117H166ZM169 118H170V117H169ZM222 118L225 119L224 117H222ZM49 119H50L51 121H49ZM63 119H64V117H62V119H61L62 121H61V122H63ZM92 119H93V118H92ZM176 119H177V118H176ZM187 119H188V118H187ZM56 120H57V119H56ZM64 120H66V117H65ZM103 120H104V123H103ZM183 120H184V119H183ZM227 120H228V119H227ZM233 120H234V119H233ZM235 120H237V119L235 118ZM61 122H59V125H61V124H60ZM65 122H66V121H65ZM180 122H181V121H180ZM182 122H184V121H182ZM234 122H235V121H234ZM51 123H52V124H51ZM101 123H102V124H101ZM113 123H114V122H113ZM113 123H112V124H113ZM178 123H179V122H178ZM66 124H68V123H66ZM69 124H70V123H69ZM174 125H175V124H174ZM178 125H179V124H178ZM236 125L238 126V123H237ZM55 126H56V125H55ZM227 126H228V125H227ZM229 126H230V125H229ZM229 126H228V127H229ZM231 126H232V125H231ZM0 127H1V125H0ZM57 127H58V126H57ZM61 127H62V125L60 126V128H61ZM67 127H68V126H67ZM179 127H180V126H179ZM11 128H12V129L10 130L11 133L16 132V131L13 130V127H11ZM62 128H63V127H62ZM62 128H61V130H62ZM111 128H112V127H111ZM156 128H157V127H156ZM163 128H164V127H163ZM173 128L175 129V126H174ZM173 128H170V129H172V132H171V130L168 128L172 134H171V133H167V132L169 131V130L167 131V129H166L167 132L164 131V130L161 129V128H160V131L163 130L164 133L166 132V133L169 134V135L171 134L170 136L168 135L169 137H171V136L174 134V132H173ZM180 128H181V127H180ZM5 129L7 130V128H5ZM5 129H4V131H5ZM14 129H15V128H14ZM57 129H58V131H59V127H58ZM15 130H18V129H15ZM21 130L24 131V129H21ZM156 130L159 131V129H156ZM175 130H176V129H175ZM12 131H13V132H12ZM23 131H22V132H23ZM160 131H159V132H160ZM176 131H180V130L178 129V130H176ZM176 131H175V132H176ZM2 132H3V131H2ZM5 132H8V131H5ZM17 132H19V131H17ZM17 132H16V133H17ZM56 132H57V130H56ZM59 132H60V131H59ZM106 132H107V131H106ZM100 133H101V134H100ZM113 133H114V132H113ZM150 133L152 134V133H154V131H152V132H150ZM156 133H157V132H156ZM164 133H162V134H163L162 136H165ZM166 133H165V134H166ZM1 134H2V133H1ZM6 134H8V133H6ZM99 134H100V135H99ZM151 134H150V135H151ZM160 134H161V133H160ZM18 135H19V134L17 133V136H18ZM141 135H142V134H141ZM2 136H3V135H2ZM19 136H20V135H19ZM106 136L108 137V135H105V134H104V139H105ZM159 136H160V135L158 134V137H159ZM162 136H161V138H163ZM168 136H166V138H167ZM81 137H82V136H81ZM169 137H168V138H169ZM0 138H1V136H0ZM57 138H58V137H57ZM59 138H60V137H59ZM94 138H93L92 140H94ZM166 138H164V139L166 140ZM168 138H167V139H168ZM60 139H61V138H60ZM102 139H103V138H102ZM106 139H107V138H106ZM2 140H4V139H2ZM58 140H59V139H58ZM79 140H80V139H79ZM81 140H82V139H81ZM168 140H169V139H168ZM94 141H95V140H94ZM97 141H96V142H97ZM101 141H102V140H101ZM108 141H109V140H108ZM173 141H174V140H173ZM43 142H44V144H43ZM90 142H91V140H90ZM98 142H97V143H98ZM103 142H104V141H103ZM234 142H235V140H234ZM260 142H261V141H260ZM16 143L18 144V142H16ZM20 143H22V142H20ZM83 143H84V142H83ZM101 143H102V142H101ZM105 143H106V142H105ZM262 143H263V142H261V143H259V144H262ZM0 144H1V146H3V145H2V144H3L2 142H0ZM23 144H24V143H23ZM126 144H127V143H126ZM246 144H247V143H246ZM19 145H20V144H19ZM59 145H60V144H59ZM128 145H129V144H128ZM242 145H243V147L245 146V144H243V143H242ZM242 145H241V146H242ZM1 146H0V148H1ZM17 146H18V145H17ZM8 147H9V146H8ZM18 147H19V148H18ZM18 147H16L14 151H16L17 148H18V150H19V149H22V150H23V148H21L20 146H18ZM229 147H230V146H229ZM236 147H237V146H236ZM2 148H3V147H2ZM2 148H1V150H2ZM57 148H58V147H57ZM256 148H257V147H256ZM256 148H255V149H256ZM6 149H9V148H6ZM43 149H44V148H43ZM96 149H97V148H95V146H91V145L88 146L87 144H86V145H85V144H82V145H80L79 150H78V153H77L76 155L78 156V158H84V159H86V163H87V162L97 161V160H100V159H99L98 153H96V152H98L100 149L98 148V149H99V150L97 149L98 151H97ZM202 149H203V148H202ZM230 149H232V147H230ZM230 149H229V151H228V150H227V151L230 152V151H231ZM235 149H237V148H235ZM241 149H244V148L241 147ZM1 150H0V154H3L4 152L1 151ZM4 151H5V150H4ZM220 151H221V150H220ZM1 152H2V153H1ZM203 152H204V151H201V154H203ZM223 153H224V151H223ZM49 154H50V157H49ZM176 154H177V153H176ZM198 154H199V153H198ZM201 154H199V155L196 156L195 158L197 159V157L201 156ZM219 154H222V153L220 152ZM9 155H10V154H9ZM186 155H187V154H186ZM186 155H185V156H186ZM196 155H197V154H196ZM203 155H204V154H203ZM209 155H210V153H209ZM209 155H208V157H209ZM222 155H223V154H222ZM15 156H16V155H15ZM190 156H191V155H190ZM190 156H189L188 159L191 158ZM206 156H207V153H206ZM210 156H211V155H210ZM224 156H226V154H225ZM224 156H222V157L224 158ZM75 158H76V157H75ZM87 158H88V159H87ZM182 158H183V157H182ZM182 158H181L180 161H177V162L175 161V165H176V163H178V162H179V163H180V162L183 163V159H182ZM186 158H187V156H186ZM203 158H204V157H203ZM218 158H219V157H217V159H218ZM179 159H180V157H179ZM179 159H178V160H179ZM200 159H201V158H200ZM76 160H77V159H76ZM176 160H177V159H176ZM186 160H187V159H184V162H185ZM201 160H202V159H201ZM201 160H200V161H201ZM195 161H198V159L195 160ZM202 161H204V160H202ZM205 161H207V158H206ZM205 161H204V162H205ZM216 161H217V160H216ZM220 161H222V159L219 160V163H221ZM55 162H57V163H55ZM114 162H116V161H114ZM171 162H174V161H171ZM217 162H218V161H217ZM108 163H111V162H108ZM117 163H119V162H116L115 164H117ZM190 163H191V162H190ZM225 163H226V161H225ZM162 164H163V163H162ZM166 164H167V163H164V165H166ZM168 164H169V163H168ZM183 164H184V163H183ZM183 164H181V165H183ZM185 164H188V163H185ZM195 164H196V166H198V165H197L198 163H195ZM199 164L202 166L201 163H199ZM156 165H157V164H156ZM159 165H160V164H159ZM159 165H158V166H155V167H160ZM170 165H171V163H170ZM200 165H199V167H200ZM222 165H224V164H222ZM226 165H228V162H227V164H225V167H226ZM131 166H132V165H131ZM171 166H172V165H171ZM185 166H186V165H185ZM187 166H188V165H187ZM192 166H193V165H192ZM228 166H229V165H228ZM117 167H118V166H117ZM120 167H123V166H120ZM125 167H126V166H125ZM145 167H146V165H145ZM155 167H154V168H155ZM161 167H162V166H161ZM166 167H167V169H169V168H168L169 166H166ZM166 167H165V170H166ZM180 167H181V166H180ZM180 167H179V168H180ZM189 167H190V166H189ZM225 167H224V168H225ZM55 168H56V167H55ZM127 168H128V167H127ZM129 168H130V167H129ZM129 168H128V169H129ZM139 168H140V167H139ZM143 168H144V167H143ZM147 168H148V166L146 167V170H147ZM179 168H178V169H179ZM186 168L188 169V167H186ZM229 168H230V166H229ZM107 169H108V168H107ZM119 169H121V172H120L121 174H120V175H122V173H124V172H122V171H124V170H123L122 168H118V169L116 170V167H115V170H116L118 173H119V171H120ZM128 169H125V170H128ZM133 169H136V167H135V168H132L131 170L129 169V170H128V173H129V171L131 172ZM151 169H152V172H151V173H153V170H154V169H153V168H151ZM151 169L149 168V170H151ZM157 169H158V168H157ZM162 169H164V167H163ZM170 169H171V170H174V168H172V167H171ZM170 169H169V171H170ZM180 169L182 170V167H181ZM183 169L185 170V168H183ZM190 169H191V168H189V170H190ZM194 169H196V168H194ZM226 169H227V168H226ZM262 169H264V168H262ZM115 170H113V172H114ZM165 170H163V171H165ZM184 170H182V172H183ZM216 170H217V169H216ZM221 170H223V169L221 168ZM108 171H110V168H109ZM116 171H115V172H116ZM135 171H137V172L139 173L138 170H135ZM142 171H143V170H142ZM163 171H161V172H163ZM166 171H167V170H166ZM169 171H168V173L164 172L163 175H164L165 173H166V175L169 174ZM185 171H188V170H185ZM218 171H220V169H219ZM103 172H104V171H103ZM106 172H107V170H106ZM115 172H114L115 177H119V176H116V175H118V173L116 172V173H117V174H116ZM173 172L184 174V173H182V172H180V171H177V172H176L175 170H174ZM188 172H189V171H188ZM188 172H186V173H187L186 176L189 175ZM221 172H222V171H221ZM221 172H220V173H221ZM26 173H27V172H26ZM104 173H105V172H104ZM107 173H108V176H109L110 173H109V172H107ZM138 173H137V174H138ZM140 173H141V171H140ZM175 173H173V176H174ZM215 173H217V172L215 171ZM112 174H113V173H112ZM112 174H111V176H112ZM125 174H126V173H125ZM143 174H144V173H143ZM170 174L172 175V173H170ZM170 174H169V175H170ZM181 174H180V175H181ZM198 174H199V171H198ZM200 174H201V173H200ZM213 174H214V173H213ZM217 174H218V173H217ZM217 174H216V175H217ZM221 174H222V173H221ZM105 175L107 176V174H105ZM157 175H158V174H157ZM161 175H162V174H161ZM163 175H162V176H163ZM166 175H165V176H166ZM177 175H178V174H177ZM191 175H193V174L191 173ZM194 175H195V172H194ZM226 175H227V174H226ZM92 176H93L94 178L91 177L90 180L93 178L91 181H93V180L95 179V176H94V175H92ZM125 176H127V174H126ZM136 176H137V175H136ZM140 176H141V175H139L138 177L141 178L142 176H141V177H140ZM144 176H146V174H144ZM144 176H143V177H144ZM155 176H156V175H155ZM159 176H160V175H159ZM165 176H163V179H164ZM181 176H183V175H181ZM181 176H180V178H182ZM189 176H190V175H189ZM189 176H188V177H189ZM207 176H208V175H207ZM212 176H213V175H212ZM217 176H220V175L218 174ZM263 176H264V173L262 172V178H263ZM112 177H113V176H112ZM120 177H122V176H120ZM120 177H119V178H120ZM128 177H129V176H128ZM128 177H127V178H128ZM131 177H133V176L130 175V179L128 178V179L130 180V182H131ZM134 177H135V174H134ZM138 177H137V178H138ZM147 177H148V176H147ZM166 177H167V176H166ZM183 177H184V176H183ZM213 177H214V176H213ZM227 177H228V176H227ZM105 178H106V177H105ZM105 178H104V179H105ZM110 178H111V177H110ZM119 178H115L116 182H118L117 180H119ZM125 178H126V177L123 176V179H121V181H122V180H125ZM137 178H135V180H133V179H134V178H133L132 180L137 182V181H138V180H136ZM155 178H157V177H155ZM158 178H159V177H158ZM167 178L170 179V177H167ZM174 178H175V176H174ZM178 178H179V176H178ZM180 178H179V179H180ZM218 178H219V177H218ZM260 178H261V175H260ZM107 179L110 180L109 178H107ZM111 179H113V178H111ZM128 179H127L125 182H127ZM144 179H145V178H144ZM175 179H176V178H175ZM175 179H174V180H175ZM189 179L191 180V176H190ZM206 179H207V178H206ZM90 180H89V181H90ZM105 180H106V179H105ZM115 180H114V182H115ZM167 180H168V179H167ZM167 180H166V178H165V181H167ZM176 180H177V179H176ZM176 180H175L174 183H177ZM192 180H193V178H192ZM207 180H210V181H211L210 178H208ZM214 180H216V179H214ZM214 180H213V181H214ZM221 180H222V179H221ZM91 181H90V182H91ZM98 181H99V180H98ZM133 181H132V182H133ZM140 181H141V180H140ZM144 181H145V180H143V181H141V182H144ZM162 181H163V180H162ZM255 181H258V180H255ZM262 181H264V179H263ZM262 181H261V183H262ZM104 182H105V181H104ZM107 182H108V181H107ZM122 182H123V181H122ZM122 182H119V183H122ZM128 182H129V181H128ZM132 182H131V183H132ZM87 183H88V182H87ZM91 183H92V182H91ZM93 183H94V182H93ZM101 183H102V182H101ZM105 183H106V182H105ZM111 183L113 184V182H111ZM137 183H138V182H137ZM183 183H185V182H183ZM211 183H212V182H211ZM257 183H259V182H257ZM263 183H264V182H263ZM98 184H100V183H98ZM98 184H97V185H98ZM133 184H134V183H133ZM133 184H132V185H133ZM138 184H139V183H138ZM180 184H181V183H180ZM253 184L255 185L256 182H255V183L253 182L252 184H251V183L247 184V186H248L247 189L250 188L249 185H251V189H252V191H253V190L255 191V189L252 188V187L254 186ZM122 185H125V184L122 183ZM130 185H131V184H130ZM175 185H177V184H175ZM175 185H174V186H175ZM239 185H240V184H239ZM252 185H253V186H252ZM257 185H258V184H257ZM91 186H92V185H91ZM182 186H183V184H182ZM131 187H132V186H131ZM183 187H184V186H183ZM259 187H260V185H258L257 187H256V185H255V188H259ZM185 188H186V187H185ZM240 188H241V186H240ZM240 188H238V189H240ZM242 188H243V187H242ZM244 188H246V187L244 186ZM85 189H86V188H85ZM180 189H181V188H180ZM251 189L249 190L250 192H251ZM175 190H176V189H175ZM242 190H243V193H250V192H248L247 190H246L247 192H244V191H245L244 189H242ZM242 190H241V191H242ZM177 191H178V189L176 190V194H177ZM179 191H180V190H179ZM237 192H238V191H237ZM237 192H236V193H237ZM239 192H240V190H239ZM256 192H257V189H256ZM256 192H255V193H256ZM261 192H262V191H261ZM179 193H181V192H179ZM236 193H234V194H236ZM252 193H254V192H251V193H250V198H251V199L253 198V194H252ZM263 193H264V191H263ZM239 194H240V193H239ZM239 194L237 193L236 195H239ZM251 194H252V196H251ZM242 195L246 198V199H245V198H243V197L240 196V197H241V200H242V198L245 199L244 205L249 206L248 204L250 203V206H251V205L254 203V202H253V203L251 204L252 201H251L250 199H247V197L249 196V194H242ZM245 195H246V196L248 195V196L246 197ZM255 195L258 196L259 193H256ZM255 195H254V197H256ZM260 196H262V195H260ZM260 196H259V197H260ZM219 197H220V196H219ZM231 197H232V196H231ZM231 197L228 196L227 198H230L231 201H232V199H234L233 202H234V204L236 205L237 202L235 203V199H236L237 197H235V198H231ZM233 197H234V195H233ZM238 197H239V196H238ZM227 198L225 199V197H224V200H225V201H224L222 198L220 199V201L223 200L224 203H223L222 201H221V202L223 203L224 206L229 205V204L231 203V201H229ZM248 198H249V197H248ZM263 198H264V197H263ZM217 199H218V198H217ZM237 199H238V198H237ZM237 199H236V200H237ZM253 199H254V198H253ZM256 199H257V198H255V201H257ZM215 200H216V199H215ZM215 200H214V203L217 202V200H216V201H215ZM238 200H239V199H238ZM261 200H262V199H261ZM179 201H180V200H179ZM186 201H187V200H186ZM228 201H229L230 203H229ZM242 201H244V200H242ZM221 202H220V204H221V206H222V203H221ZM227 202H228L229 204H227ZM233 202H232V203H233ZM239 202H240V201H239ZM259 202L261 203V201H259ZM259 202H258V204H259ZM177 203H178V202H177ZM179 203H180V202H179ZM188 203H189V202H188ZM209 203H210V205H211L212 208H213V207H214V203H213L212 201H211V202L209 201ZM232 203H231V204H232ZM240 203H241V202H240ZM262 203H264V202H262ZM181 204H182V206H183V203H182V202H181ZM181 204H179V205H181ZM212 204H213V205H212ZM217 204H218V203H217ZM210 205L208 204V207H211ZM218 205H219V204H218ZM218 205H217V207L220 206V205H219V206H218ZM235 205H232V209H233V210H234L235 208H237V205H236V206H235ZM244 205H243V208H245ZM184 206H185V205H184ZM186 206H187V205H186ZM199 206H200V204L198 205L197 208H199ZM206 206H207V204L203 207V209H205V211H208L210 208H207V209H208V210H207V209H206ZM215 206H216V205H215ZM234 206H235V208H234ZM239 206L242 207V204H240ZM239 206H238V207H239ZM247 206H246V207H247ZM260 206H264V205H263V204H262V205L260 204ZM191 207H193V206H191ZM191 207H189V210L192 209ZM227 207H228V206H227ZM229 207H231V206L229 205ZM229 207H228V208H229ZM136 208H137V207H136ZM140 208H141V207H140ZM212 208L210 209L211 211L209 210V212H211L210 215H208L209 218H210L209 223H208V224L205 223V224H207L206 226L200 225V226L203 227V229H205V230H203L204 232L202 233V234H203V238H202V236H201V239H202V240H201V239H200V240H201V241L204 240V242H203V243H204V247H206V248H210V249H211V247L220 244V240H222L223 237H224V236H223V233H225V231H223V228L220 227V225H219L220 222H219L218 219L221 218V216H222L221 213L218 212V211H216V210H214V209L212 210ZM214 208H215V207H214ZM223 208H224V207L222 206V208H220V209H222V211H223L226 207H225L224 209H223ZM228 208H226V210H227ZM133 209H134V208H133ZM137 209H138V208H137ZM144 209H146V207H145V208H144V207L142 208V210H141L142 212L137 211L136 209H134V211L136 210V211L139 213V215H140L141 213H144V214L146 213V212H144ZM164 209H165V210H163V211H165V212L169 210V208H164ZM185 209H186V207H185ZM187 209H188V208H187ZM217 209H218V208H217ZM256 209H257V210H256ZM256 209H255L254 212H256V213L259 212L258 208H256ZM176 210H178V209H176ZM183 210H184V209H183ZM194 210H195V212H196L197 209H194ZM194 210H191V211L194 212ZM200 210H201V209H200ZM130 211H133V210L131 209ZM187 211H188V210H187ZM198 211H199V210H198ZM198 211H197V213H200V211H199V212H198ZM205 211H204V212H205ZM212 211H213V212H212ZM234 211H235V210H234ZM234 211H233V212H234ZM238 211H239V210H237L235 213H237ZM240 211H241L240 214L242 215V211H243V209H242V210L240 209ZM244 211H246V210L244 209ZM148 212H149V211H148ZM150 212H151V211H150ZM165 212H164V216L168 213V212H166V214H165ZM179 212H181V211H179ZM183 212H184V211H183ZM183 212H181V213H183ZM195 212L193 213V215H196V214H197V213H195ZM223 212H227V211L224 210ZM131 213H132V212H131ZM133 213H134V215H135V212H133ZM169 213H170V215L172 214L171 212H169ZM169 213H168L167 215H169ZM175 213H176V212H175ZM188 213H189V212H188ZM207 213H208V212H207ZM207 213H205V215H206ZM256 213H251L250 215H251V216H252L253 214H254L255 216L260 215V218H258V216H257V218H256V219H257V223H255V224H256V226H257L258 222H259V221L261 222L260 219L264 216V215H263L264 213H262V216H261V214H257V215H256ZM260 213H261V212H260ZM106 214H107V213H106ZM128 214H130V213H128ZM136 214H137V213H136ZM144 214H143V215H144ZM146 214H147V213H146ZM158 214H159V213H158ZM158 214H157V215H158ZM176 214H178V211H177ZM176 214H175V215H176ZM223 214H224V213H223ZM227 214H230V212H229V213L227 212ZM243 214H244V213H243ZM247 214H248V213H247ZM141 215H142V214H141ZM173 215H174V214H173ZM173 215H171V217H168V218H172ZM185 215L190 216L189 214H185ZM185 215H184V216H185ZM199 215L201 216V215H202V212H201V214H199ZM224 215H225V214H224ZM224 215H223L222 217H224ZM234 215H235V214H234ZM234 215H232V216H234ZM238 215H239V214H237V216H238ZM241 215H239V216H241ZM248 215H249V214H248ZM248 215H247V216L244 215V216L246 217L245 221H248L247 217H250V216H248ZM103 216H105V215L103 214ZM103 216H102V217H103ZM122 216H123V215H122ZM125 216H126V217H131L132 215L130 216V215H127V214H126ZM137 216H138V215H137ZM145 216H146V215H145ZM145 216H144V218H147V222L145 221V219H141V220H144V221L146 222V224H149V222H148V221H149V220H148V217H150L151 215H149L148 217H145ZM164 216H162V217H164ZM184 216H183V217H184ZM197 216H198V215H197ZM197 216H194V217L197 218ZM227 216H228V215H227ZM235 216H236V215H235ZM235 216H234V217H235ZM112 217H113V220L116 219L115 216H112ZM118 217L121 218V215L118 216ZM123 217H124V216H123ZM123 217H122V218H123ZM126 217H125V218H126ZM152 217H153V216H152ZM152 217H151V219H152ZM162 217H161V218H162ZM190 217H191V216H190ZM190 217H189V218H190ZM198 217H199V216H198ZM225 217H226V216H225ZM245 217H244V218H245ZM105 218H106V217H105ZM105 218H104V219H105ZM107 218H109V214H107ZM110 218H111V215H110ZM110 218H109V219H110ZM120 218H118V220H119ZM122 218H121V219H122ZM134 218H135V217H134ZM134 218H133V219H134ZM140 218H141V217H140ZM164 218H166V217H164ZM164 218H162V219L164 220ZM173 218L177 220L176 217L173 216ZM173 218H172V219H173ZM179 218H181V217H179ZM185 218H186V216L183 218V220H184ZM192 218H193V217H191L190 219L192 220ZM196 218H195V219H196ZM203 218L206 219L205 216L202 217V219H203ZM236 218H237V217H236ZM109 219H108L107 221H110ZM130 219H131V218H130ZM133 219H132V220H133ZM138 219H139V218H138ZM153 219H155V218H153ZM162 219H161V220H162ZM172 219H171V220H172ZM187 219H188V218H187ZM187 219H185V220H187ZM202 219H201V220H202ZM205 219H203L204 222H206V220H207V219H206V220H205ZM238 219H239V217H238ZM249 219H250V218H249ZM100 220H101V219H100ZM102 220H103V219H102ZM113 220H111V221H113ZM132 220H130L131 222L128 221V223H126V222H127L126 220H123V221H125V223H124V225L122 226L123 228L121 227V229H124V230L127 229V230H128L127 227L124 228L126 224H127L126 226H128V227H129V225H131V224H132V227H133V226H134V227L137 226V225H134L133 222L136 223V224H137V222H138V226H137V227L140 228V226H141V225H140V222H141V221L139 222V220L137 221V219H136V222H135L134 220H133V221H132ZM157 220H158V219H157ZM169 220H170V219H169ZM180 220L182 221V219H180ZM185 220H184V221H185ZM191 220H190V221H191ZM203 220H202V221H203ZM242 220H243V218H242ZM103 221H104V220H103ZM114 221H115V220H114ZM120 221H121V220H119V223H120ZM154 221H155V220H154ZM158 221L161 222L160 220H158ZM165 221H166V220H165ZM202 221H201V222H202ZM235 221H236V220H235ZM235 221H234V222L232 221V222H233L234 224H236L238 221H236V222H235ZM243 221H244V220H243ZM243 221H242V223H245V222H243ZM145 222H143V223H145ZM155 222H156V221H155ZM159 222H157V223H152V224H155V226L151 227L152 224H151V220H150V225H147L148 228L146 227V229H143L144 231H143V233H141V234H139L140 232H138L137 234H134L133 236H131V237H135V238H132V239H136V240L139 239V240H142V241H143L144 238H147V239H148V238H153L152 240H154L155 237H156V238L158 239L159 236L157 237V236H155V235H158L157 233H159V232H158L159 229H160V231H161L162 234H165V235H166V234H169V235H170V233H172V235H173V234H174V233H173L174 231L171 232L173 229H172V228H168V227L173 226V225H176L177 223H178L177 225H180V223H181L180 226L182 227V229H183V228L185 229L184 226L187 225V224H189V223L185 224V222L182 223L183 221H182V222H177V223L174 221L175 224H172L173 221H170L172 225H170V226L167 225V227H166V226H165V227L162 226V227H163V228H162L161 225H157V224H159ZM187 222H188V220H187ZM239 222H240V221H239ZM250 222H251V221H250ZM260 222H259V223H260ZM98 223H99V222H98ZM105 223H107V222L104 221V224H105ZM115 223H117L116 226H118V222L115 221ZM130 223H131V224H130ZM163 223H167V221H166V222H163ZM163 223H162V225H164ZM198 223H200V222H198ZM233 223H231V224H233ZM248 223H249V222H248ZM128 224H129V225H128ZM146 224H145V225H146ZM160 224H161V223H160ZM168 224H169V222H168ZM192 224H193V223H192ZM202 224H203V223H202ZM238 224H240V223H238ZM263 224H264V223H263ZM107 225H108V224H107ZM111 225L113 226L114 224H112V223L110 222V226H109V228L111 227ZM142 225H143V224H142ZM177 225H176V226H177ZM182 225H183V226H182ZM194 225H195V224H194ZM236 225H237V224H236ZM242 225H243V224H242ZM180 226H179V227H180ZM226 226H228V228H229V225H226ZM261 226H262V225H261ZM263 226H264V225H263ZM90 227H91V226H90ZM96 227H97V225H96ZM113 227H114V226H113ZM130 227H131V226H130ZM137 227H136V228H137ZM156 227H158V229H155ZM188 227H189V225H188ZM188 227H187V228H188ZM196 227H197V226H196ZM253 227H254V226H253ZM98 228H99V227H98ZM141 228H142V227H141ZM143 228H144V225H143ZM151 228H152V230H151ZM153 228H154V229H153ZM164 228H166V229H164ZM167 228H168V229H167ZM173 228H175V227H173ZM189 228L191 229V228H193V226H192V227H189ZM197 228H198V227H197ZM85 229H86V227H85ZM117 229H118V228H117ZM129 229H130V228H129ZM177 229H179V231H180L181 228L176 227V231L179 232ZM182 229H181V230H182ZM184 229H183V231H184ZM193 229H195V226H194ZM199 229H200V228H199ZM199 229H198V230H199ZM224 229H227V227L224 228ZM88 230H89V228H88ZM88 230H87V231H88ZM119 230H120V229H119ZM174 230H175V229H174ZM195 230H196V229H195ZM195 230H192V229H191V231H195ZM198 230H197V231H198ZM259 230H261V229H259ZM262 230H263V229H262ZM91 231H92V228H91ZM117 231H118V230H117ZM117 231H116V233L119 232V231H118V232H117ZM125 231H126V230H125ZM129 231H130V230H129ZM131 231H132V230H131ZM197 231H196V232H197ZM89 232H90V231H89ZM89 232H87V233H89ZM114 232H115V231H114ZM120 232H121V230H120ZM126 232H127V231H126ZM126 232H125V234H126ZM155 232H157V233L155 234ZM198 232H199V231H198ZM252 232H253V231H252ZM259 232H260V231H259ZM130 233H131V232H130ZM130 233H127V234H130ZM153 233L155 234V235H154L155 237H152V236H153ZM182 233H184V234L187 233L186 235H188V232H182ZM77 234H78V233H77ZM121 234H124V233L122 232ZM131 234H133V232H132ZM159 234H160V233H159ZM179 234H180V233H179ZM184 234H183V235H184ZM257 234H258V233H257ZM73 235H74V233H72V236H70V237H73ZM106 235L108 236V234H106ZM110 235H111V233H110ZM160 235H161V234H160ZM174 235H175V236L177 235V236H176V237H174V236H170V237H172L173 242H172V244L170 243V246L168 247L167 251L164 252L165 255L168 256L169 258H170V255H172V256H177L178 253H179V244L176 243L175 240H179V239H177V237H179L180 235L178 236L177 233L174 234ZM259 235H260V234H259ZM79 236H81V235H79ZM89 236H90V234H89ZM93 236H95V235H93ZM93 236H92V234H91V237H92V238H94ZM112 236H113V234H112ZM114 236H117V235H114ZM114 236H113V237H114ZM122 236H123V239L128 238V237H126V235H122ZM122 236H119V240L121 239V241L123 240V239L121 238ZM184 236H185V235H184ZM257 236H258V235H257ZM70 237H68L67 239H69ZM91 237H90V238H91ZM98 237H99V236H98ZM117 237H118V236H117ZM124 237H125V238H124ZM129 237H130V236H129ZM187 237H188V236H187ZM195 237H196V236H195ZM258 237H260V236H258ZM78 238H79V237H78ZM92 238H91V239H92ZM100 238H101V240H100ZM100 238H98V239L96 238L97 241L99 242V240H100L101 242H103L102 239H103L104 237L102 236V237H100ZM159 238H160L159 240H161V236H160ZM173 238H174L175 240H174ZM183 238L185 239L186 236L183 237ZM262 238H264V234H262ZM12 239H13V238H12ZM71 239H72V238H71ZM128 239H129V240H128ZM128 239H125L124 241H128V242L131 241V242L129 243V245H130V247H131L132 244L134 245L135 242L133 243V242H132V241H133L132 239H130V238H128ZM189 239H190V235H189ZM189 239H188V240H189ZM193 239H194V238H193ZM195 239H198V236H197ZM195 239H194V240H195ZM258 239H259V238H258ZM260 239H261V238H260ZM13 240H14V239H13ZM76 240H77V239H76ZM79 240H82V238L79 239ZM79 240H77L78 243H79ZM139 240H138V242H140ZM149 240L152 241L151 239H149ZM155 240H156V239H155ZM155 240H154V241H155ZM159 240H156V241H157V242H160ZM182 240H183V239H182ZM232 240H233V238H232ZM10 241H11V240H10ZM69 241L72 242V241L69 239V240H68V243H67L68 245H69V243H70ZM82 241H85V240H82ZM92 241H93V240H92ZM94 241H95V243L97 244V248H100L99 246H101L102 244L99 245L100 242L98 243L95 239H94ZM110 241H111V240H110ZM110 241H109V242H110ZM112 241H113V240H112ZM124 241H123L122 243H123V244L125 243V245H127L126 242H124ZM142 241H141V243H142ZM154 241H153V242H154ZM156 241H155V242H156ZM170 241H171V240H170ZM174 241H175V243H174ZM197 241L199 242V240H197ZM17 242H18V241H17ZM106 242H107V241H106ZM145 242H146V241H145ZM155 242H154V243H155ZM157 242H156V244H157ZM185 242H186V239H185ZM189 242H190V240L184 245L185 247H186V245H187L186 248H188V246H189L188 244L191 243V242H190V243H189ZM72 243H73V242H72ZM92 243H94V242H92ZM110 243H111V242H110ZM143 243H144V242H143ZM228 243H229V240H228ZM228 243H227V244H228ZM86 244H87V243H86ZM111 244H114V243H111ZM115 244H116V243H115ZM115 244H114V246H115ZM144 244H145V243H144ZM146 244H147V242H146ZM201 244H202V243H200L199 246L202 247ZM225 244H226V243L221 244V246H220V247H221V251H222L223 248L225 247ZM234 244H236V243L233 242V243L230 245V247H231L232 249L236 246V245H235V246L232 247V245H234ZM257 244H260V246H259V250H261V255L264 256V240L262 239V242H261V243L259 242V243H257ZM68 245H67V246H68ZM70 245H71V243H70ZM72 245H74V244H72ZM80 245H82V247L84 246L83 243H82V244L79 243V246H80ZM98 245H99V246H98ZM116 245H117V244H116ZM129 245H127V246L129 247ZM139 245H140V244H139ZM148 245H149V244H147V247H148ZM157 245H158V244H157ZM248 245H249V244H247V246H248ZM67 246H66V247H67ZM112 246H113V245H112ZM135 246H136V243H135ZM135 246H134V247H135ZM158 246H159V245H158ZM190 246H191V245H190ZM190 246H189V248H190ZM237 246H238V245H237ZM237 246L235 247V249H234L231 253H234V252H235V253L238 254V252H240L241 250H243V248H241L240 245H239L240 248L237 247ZM242 246H243V247H246V245H242ZM59 247H60V246H59ZM68 247H69V246H68ZM71 247H72V246L69 247V248H70V251H72ZM75 247H76V246H75ZM75 247H74V248H75ZM115 247H116V246H115ZM121 247L124 248L123 246H121ZM121 247H120V248H121ZM128 247H127V248H128ZM132 247H133V246H132ZM138 247L140 248L141 246H138V245H137V247H136L137 250H138ZM142 247H143V246H142ZM142 247H141L140 249H142ZM144 247H146V246H144ZM144 247H143L144 250H142V251H144V252H142V253H146V252H147V255H148V256H151V254H156V253L158 252L157 250L151 249V248H150L151 246H149V248H146V249H145ZM160 247H161V245H160ZM185 247H184V248H185ZM226 247H227V246H226ZM63 248H64V247H63ZM101 248H102L101 250H103L104 247L101 246ZM125 248H126V246H125ZM127 248H126V249H127ZM152 248H153V247H152ZM155 248H156V249H160L159 247H158V248L155 247ZM162 248H163V247H162ZM162 248H161V251H162ZM186 248H185L184 250H187ZM238 248H239V249H238ZM47 249H48V248H47ZM126 249H125V250H126ZM130 249H131V248H130ZM130 249H128V250H130ZM140 249H139V250H140ZM190 249H192V248H190ZM190 249L188 250L189 252L187 251L188 253H190V251H191ZM193 249H194V246H193ZM193 249H192V250H193ZM217 249H219V248L216 247V249H215L214 251H212L213 255L218 254V255L222 256L224 252L222 251V252H219V253H218V252H217ZM67 250H68V249H67ZM99 250H100V249H99ZM99 250H98V251H99ZM115 250H116V249H115ZM115 250H114V251H115ZM131 250H134V248L131 249ZM131 250H130V251H131ZM145 250H146V251H145ZM163 250H166L165 247H164ZM219 250H220V249H219ZM226 250H228V249H226ZM51 251H52V250H51ZM62 251H63V249H62ZM75 251L77 252V250H75ZM84 251H86V250H84V247H83V251H82V252H84ZM87 251H88V250H87ZM104 251H105V250H104ZM117 251H118V250H117ZM126 251H127V250H126ZM135 251H136V250H134V252H135ZM140 251H141V250H140ZM68 252H69V251H67V253H68ZM119 252H120V251H119ZM159 252H160V251H159ZM184 252H185V251H184ZM45 253H46V252H45ZM80 253H81V252H80ZM136 253H137V251H136ZM139 253H141V252H139ZM32 254H33V253H32ZM63 254H64V253H63ZM73 254H75V257H78V255H79V254L77 255V254L74 253V252H73ZM115 254H116V253H115ZM221 254H222V255H221ZM46 255H48V254H45V256H46ZM54 255H55V254H54ZM117 255H121V253L119 254V253L117 252ZM165 255H164V256H165ZM228 255H229V253H227V256H228ZM85 256H87V255H85ZM104 256H105V255H104ZM230 256H231V255H230ZM52 257H53V256H52ZM60 257H61V256H60ZM117 257H120V256H117ZM218 257H219V256H218ZM218 257H215V256H214V259H215V258H218ZM240 257H241V256H240ZM63 258H64V257H63ZM85 258H86V257H85ZM85 258H83V255H82V259L84 260ZM87 258H88V257H87ZM148 258H149V257H148ZM153 258H154V257H153ZM169 258H168V259H169ZM61 259H62V258H61ZM61 259H60V260H61ZM72 259H73V258H72ZM107 259H108V255H107ZM107 259L105 258V261H106ZM172 259H173V258H172ZM63 260H64V259H63ZM83 260H82V261H83ZM89 260H90V259H89ZM120 260L124 261V263H125V262H128V259H127V261H125V260H123V258H122V259L119 258L118 261H120ZM51 261H52V262H53V261H56L57 264H60V263L56 260L55 257H54V259H51ZM84 261H85V260H84ZM84 261H83V262H80V263H82V264H83V263H84V264L87 263V261H85V262H84ZM107 261H108V262L110 261L111 264H115V263H116V262H115L116 260H114V259H112V258H111V260L109 259V260H107ZM122 261H120V263H121ZM143 261H144V260H143ZM77 262H78V261H77ZM103 262H104V261H103ZM113 262H115V263H113ZM133 262H134V260H133ZM133 262H132V263H133ZM50 264H51V263H50ZM87 264H88V263H87ZM89 264H90V263H89ZM116 264H117V263H116ZM127 264H129V263H127ZM133 264H142V263H141V261H140V262H136V261H135Z\"/></svg>",
	"mask_w": 264,
	"mask_h": 264
}]
</instances>
